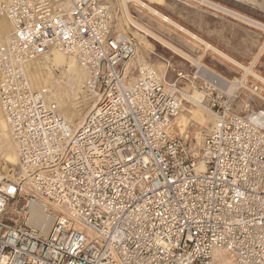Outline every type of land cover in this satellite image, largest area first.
I'll return each instance as SVG.
<instances>
[{"label":"built area","instance_id":"obj_1","mask_svg":"<svg viewBox=\"0 0 264 264\" xmlns=\"http://www.w3.org/2000/svg\"><path fill=\"white\" fill-rule=\"evenodd\" d=\"M122 3L141 7L0 1L12 25L0 38V104L18 156L0 177V264H216L218 250L228 264H264V94L136 67ZM54 50L75 58L97 96L76 126L30 83L27 63ZM183 78L204 92L200 144L176 122ZM33 203L52 217L46 230L26 222Z\"/></svg>","mask_w":264,"mask_h":264},{"label":"rangeland","instance_id":"obj_2","mask_svg":"<svg viewBox=\"0 0 264 264\" xmlns=\"http://www.w3.org/2000/svg\"><path fill=\"white\" fill-rule=\"evenodd\" d=\"M167 1L169 2L172 1V3H174L176 7H180V8H184V7L192 8L194 6H203V5H200V3H197L196 1L192 2V0H185L187 1V3L184 0H180V1L167 0ZM203 7H206V6H203ZM133 8L134 7L131 8L130 6L131 12H134ZM138 8L139 10H136L134 12L135 13L134 19L143 23L145 27L147 28L151 27L156 32H158L160 35H162L163 37H165L166 39H168L169 41H171L172 43H174L179 48L189 53L193 57H197L202 52L201 45L199 43L195 42L194 40L189 39V37H187V35L183 33L175 32V29H172L169 26H161L158 23L157 19L155 18L153 19L150 17V15L147 13V10L143 9L142 7H138ZM127 21L128 20H126V22ZM261 22L264 23V18L261 20ZM252 28L258 30L259 34L257 35V38L260 39L261 43H263L264 31L254 25H252ZM131 31L134 33L136 37L138 35H144V33L134 28H132ZM147 40L152 44L151 46H149L148 50H146L145 45L144 46L141 45V43L138 40L139 42L138 51H139L140 57H143L146 60V62L154 64L157 68L161 63H164L165 64L164 68L163 66L161 68L163 70H166L167 78L169 80H174L176 78V74H175L176 71L183 72V74H186V78H188V75L190 76L196 70V66L193 65L191 61L186 59L184 56H181L179 53L173 52L171 49L167 48L163 43H161L157 39L148 36ZM52 59H53V55L46 59L35 60L33 62V65L34 66L37 65V67L35 66V68H32V72L30 73V77H29V79L31 78L30 82L32 81V77L34 76L33 73L35 72V70L40 68V70H42L43 72L42 75L40 74V77L43 76V74H45L47 79H49V81L45 83L46 87L42 86L43 87L42 89H46L47 91L50 92V96L57 101V104L60 108V111L63 113V115L68 120L70 119L69 121L73 123V125H77L82 120V118L87 113V111L91 109L92 102L95 101L96 95L89 92L86 89V86H85L86 78L81 79V80L72 79L73 77L69 75L66 70L67 67L64 66L65 63L63 62V64L61 65H56L55 63L51 62ZM202 62L206 64L207 66L211 67L213 70L217 71L219 74H221L225 78H228L230 80L234 79V77L236 78L242 77L243 70L241 68L230 64L229 62H227L226 60H224L223 58H221L220 56H218L217 54L211 51H207L206 53L203 54ZM244 64L248 65V63H244ZM252 68L255 73H258L264 77V50L261 51L257 61L255 62V65L252 66ZM178 81H179V85L184 87V89L188 93L192 92L194 89H197V88L191 87L190 86L191 84L189 85L188 80L184 78L179 79ZM243 82H244L243 85L247 87L258 86V93L264 94V83L258 78H256L255 76H253L252 74H247ZM196 83H200V82L197 81ZM238 87L239 85L235 84L234 88L236 89ZM240 90H242L241 94H248V91L246 89H240ZM92 94L94 96H92ZM255 102H256V105H259L260 107L264 108V101L257 100ZM182 107L191 109V110L199 108L198 106L190 102H185ZM185 112H180L179 116L181 115L186 116L185 114L187 113ZM180 120L181 118L179 117L177 119L179 128L182 127L180 126V122H179ZM208 120L209 119L207 117L203 126L198 125L193 120L189 121L188 124L186 125V129L189 130L190 137H192L193 131H200L201 129H203V127L207 126ZM8 140H9L8 136L6 138L4 137V135L0 134V172L5 176H10V175L8 174V170H4L5 165H4L3 159L1 158V153L11 151ZM13 167L16 168V165H13ZM216 258H217L216 264H228L229 260L231 259V256L227 252L218 250L216 252Z\"/></svg>","mask_w":264,"mask_h":264},{"label":"crops","instance_id":"obj_3","mask_svg":"<svg viewBox=\"0 0 264 264\" xmlns=\"http://www.w3.org/2000/svg\"><path fill=\"white\" fill-rule=\"evenodd\" d=\"M140 1L148 5L149 7H151L153 10L159 12L161 15H163L167 19L171 20L175 25L179 26V29L175 27L174 24L172 25L171 23L164 21L161 17H159L158 15L154 14L153 12H151L150 10H147V8L142 6L143 9L147 10V13L150 15L151 18L153 19L155 18L158 20V23L161 26H169L172 29H175V32L183 33L187 35L189 39L194 40L195 42L201 45L202 52L197 57H194V58H199L201 63H203L202 56L204 53H206L207 51H211L217 54L215 52V50L217 49V51L224 53L225 55H227L228 57L232 58L233 60L237 61L238 63L242 65H245L244 63H248V65L246 66H251V65L254 66L261 51L264 50V40H263V43H261L260 39L257 38V35L259 34L258 30L253 29L251 24H248L227 13L219 12L207 6L206 7L194 6L192 8H188V7L180 8V7H176L174 3H172V1L169 2L167 0H143V1L140 0ZM210 1L221 4L227 7L228 9H232L233 11L239 12L240 14L248 16L249 18H252L259 22H261V20L264 18V0H210ZM185 2L187 3V1ZM125 5L128 8L127 4L122 3V8L124 10L123 12L125 14V18L122 17V15L119 16L120 23L118 27L121 29L127 28L129 30H132L133 26L130 25V23L131 24L133 23L129 21L128 19L129 17L126 14ZM132 19H134V17H132ZM126 20L128 21L126 22ZM5 21L7 24V32H8L10 26L6 19ZM1 25L2 24L0 20V28H1ZM148 28H150L155 33H158L151 27H148ZM134 29L139 30L142 33H144V35H138L137 37L141 45L143 46L145 45L146 47L145 49L148 50L149 46L152 45L147 40V37L149 35L147 36L145 32H143L140 28L136 26L134 27ZM7 32L5 31L4 34H6ZM1 35L3 34H0V36ZM158 35L160 34L158 33ZM160 36L163 37L162 35ZM163 38L166 39L165 37ZM169 42L173 44L174 46H177L171 41ZM206 45L209 46V48L206 47ZM178 49L182 50L181 48H178ZM182 51L185 52L184 50ZM217 55L220 56L219 54ZM220 57L223 58L222 56ZM161 64L158 66V69L160 67L162 72L166 71L161 68L162 66L164 68L165 64L164 63H161ZM203 65L204 67H208L209 69L213 70L211 67L207 66L206 64L203 63ZM215 72L218 73L217 71Z\"/></svg>","mask_w":264,"mask_h":264},{"label":"bare ground","instance_id":"obj_4","mask_svg":"<svg viewBox=\"0 0 264 264\" xmlns=\"http://www.w3.org/2000/svg\"><path fill=\"white\" fill-rule=\"evenodd\" d=\"M134 1L136 3H138L141 7L144 6L145 8H147V10H150L154 14L158 15L164 21H167V22L171 23L172 25L174 24L171 20L167 19L166 17L161 15L159 12L153 10L151 7H149L148 5L144 4L140 0H134ZM193 1H196L197 3H200V5L213 8L214 10H217L219 12L227 13V14H229V15H231L233 17H236V18H238V19H240V20H242V21H244V22H246L248 24L254 25V26H256V27H258V28H260V29H262L264 31V23L259 22L257 20H254L252 18H249L248 16L240 14L239 12L233 11L232 9H228L227 7H225V6L221 5V4L212 2L210 0H192V2ZM124 4H126V3H124ZM125 8H126V14L129 17L128 18L129 21H131L136 27L140 28L143 32H145V34H147V36L148 35L152 36L153 38L157 39L158 41L163 43L168 48L172 49L173 51L179 53L181 56H184L186 59L191 61V63L196 66L197 70H196V72L195 71L193 72L194 74H196V76H202V78H204L206 80H209L210 82L214 83L217 86L222 87L228 93L233 92V90L235 89L234 88L235 84H238L239 86H242L243 83H244L243 81L245 79V76L247 74H252L253 76H255L256 78H258L259 80H261L264 83V78L260 74L254 72V70L252 68V65L251 66L242 65V64L238 63L237 61L233 60L232 58L228 57L224 53H222L220 51H217V49L215 50V52L217 54H219L224 59L229 61L230 64H232L234 66H237V67H239V68H241L243 70L242 77L241 78L234 77V79L230 80V79H227V78L223 77L222 75H219L218 73H216L215 71L209 69L208 67H204L203 63H201L199 58H194L193 56L187 54L186 52H183L182 50H179L178 49L179 47L177 48V46H174L168 40L164 39L163 37H161L160 35H158L154 31H152L151 29H148L147 27H145L144 24H141V23L137 22L136 20L132 19V17L130 15L126 5H125ZM4 18L8 21L9 26H10L8 32H7V24H6V21H5ZM0 20H1V24H2L1 28H0L1 29L0 30V34H3V35L0 36V38H5L6 39V38H8V36H9V34L11 32L12 25H11V22L9 21V19L7 17H5V16L0 15ZM175 27H177L179 29V26L175 25ZM5 31L7 32L6 34H4ZM206 47L209 48V46H207V45H206ZM53 53H54V54H52L53 55V59L51 60V62L55 63L56 65H61L64 62L65 63L64 66L67 67L66 70H67L68 74L73 77L72 79H74V80H77V79L79 80L80 79L81 80V79L87 78L88 75H87L86 70L77 63V61L75 60V58L73 56L66 55L63 52H61L60 50H54ZM48 57H50V56H48ZM48 57H46V58H48ZM34 61L35 60H32V61H29L27 63V69L29 71V77H30V73L32 72V68H35V66L37 67V65H35V66L33 65ZM145 63H148V62H146V60L143 57H140L139 51H138L136 53V55H135L134 60H133V64L136 67H140L141 65H143ZM42 73L43 72H42V70H40V68L36 69L35 72L33 73L34 76L32 77V81L30 83L33 82L32 85H33V87L35 89L46 87L45 83H47L49 81V79H47L45 74H43V76L40 77V74L42 75ZM30 80H31V78H30ZM190 86L193 87V88H197V89H194L190 93H188L186 91V93H187L186 97L188 98V102L193 103L194 105L198 106L199 108L191 110V109H187V108L182 107L180 112H185L186 111L185 113H187V114L184 113L186 116H184V115L179 116L178 115L176 117V122H177V119L179 117L181 118V120L179 121L180 122V126H182L180 128V130H181L180 132H182L184 135H187V136H190L189 130L186 129V125L188 124L189 121L193 120L198 125L203 126L204 123H205V120L207 119V116H206V114L203 111V104H202L204 92L201 91L196 86H192V85H190ZM58 94H60V93H58ZM92 96H94V95L92 94ZM94 102H92V107H94V105H95V104H93ZM199 109H200L201 112L199 111ZM0 111H1L0 112V134L4 135V137H6V138L8 136V139H9L8 143H9V146L11 148L10 152H8V151L7 152H2L1 153V158L3 159L4 165H5L4 170H8V174L10 176H12L14 171L16 170V168L13 167V165H16L18 163L17 150H16V146H15V144H14V142H13L11 136H10V132L8 130L6 121L4 119V115H3L2 108H1V104H0ZM81 121L78 124H80ZM74 126H76V125H74ZM193 134H194L195 138L197 139V143L200 144L201 143V139H202V135H203L202 134V130L193 131ZM2 176H4V175L0 172V177H2ZM30 210H31V215H30V217L28 218V220L26 222L27 223H34L36 225L44 224V226H45L44 230H46L48 228V226L50 225L51 221H52V217L51 216H47V214H46V212H44L43 207L41 206V204H34V203L31 204L30 205Z\"/></svg>","mask_w":264,"mask_h":264}]
</instances>
